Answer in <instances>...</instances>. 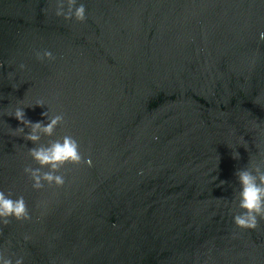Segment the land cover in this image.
Returning <instances> with one entry per match:
<instances>
[{"label":"water","instance_id":"1","mask_svg":"<svg viewBox=\"0 0 264 264\" xmlns=\"http://www.w3.org/2000/svg\"><path fill=\"white\" fill-rule=\"evenodd\" d=\"M79 2L84 22L56 0H0V190L31 215L0 224V250L23 264H264V219L239 228L232 203L236 171L264 149V0ZM37 100L26 119L65 116L40 144L71 135L91 158L66 164L62 187L23 171L37 145L11 114Z\"/></svg>","mask_w":264,"mask_h":264},{"label":"clouds","instance_id":"2","mask_svg":"<svg viewBox=\"0 0 264 264\" xmlns=\"http://www.w3.org/2000/svg\"><path fill=\"white\" fill-rule=\"evenodd\" d=\"M55 15L63 17L64 20L70 21L75 19L78 22H84L87 19L86 6L78 0H56ZM259 39L264 41V32L259 34ZM35 56L41 62L55 60V56L50 50L37 51ZM20 69L26 68V65L20 64ZM13 75V73H9ZM45 107L43 100H37L33 105L16 107L11 116H14L24 127L29 129L25 133L24 127H18L16 132L22 133L26 141H31L35 147L28 149V155L39 165L33 168L26 165L24 173L32 181V187L36 190L45 187V184L62 187L65 184V177L60 174V170L66 164L80 165L87 164L91 166V158H85L80 151L79 141L71 136L64 135L59 139L50 140L46 145L40 144L42 136L52 137L58 126L65 124L63 113L49 115V111L43 112L42 115L48 120L32 122L25 117V107ZM257 148H260L257 146ZM248 150V149H246ZM256 155L261 157L257 162L255 155L250 154L248 163L245 167L236 171L235 175L239 184V191L234 193L233 205L238 208L233 215L234 224L243 229H255L258 227L259 220L264 219V149ZM234 159H240V153L233 151ZM47 168V171L42 169ZM223 184L224 182L221 181ZM12 193H5L0 190V224L7 226L13 219L17 221L31 220V215L23 196L15 199ZM2 232V229H0ZM28 237H25L27 240ZM23 256L9 254L7 250H0V264H23Z\"/></svg>","mask_w":264,"mask_h":264}]
</instances>
